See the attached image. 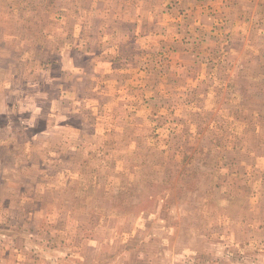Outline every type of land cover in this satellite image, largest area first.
<instances>
[{"label": "rangeland", "instance_id": "obj_1", "mask_svg": "<svg viewBox=\"0 0 264 264\" xmlns=\"http://www.w3.org/2000/svg\"><path fill=\"white\" fill-rule=\"evenodd\" d=\"M120 8L0 0V264H264L263 37L101 69Z\"/></svg>", "mask_w": 264, "mask_h": 264}, {"label": "crops", "instance_id": "obj_2", "mask_svg": "<svg viewBox=\"0 0 264 264\" xmlns=\"http://www.w3.org/2000/svg\"><path fill=\"white\" fill-rule=\"evenodd\" d=\"M70 1L72 0H63V2ZM81 1L86 3L101 2V19L105 21L106 17H109L110 20H118L120 17L118 9L121 10V6L123 9H127L126 5H129L127 11L129 12L131 31L127 34L130 36V42H126L124 45L121 40L123 35L120 31L116 28L114 31L106 28V23L101 24V36H104L103 39H107V42L101 43V69L106 66L112 67L117 62L130 57L131 55L122 57L121 52L134 48L135 42L132 40L140 41L139 49L142 52H148L151 48L162 51V54L164 51L170 53L174 51L175 54L177 53V58L173 59L171 63L178 62L177 64L181 66L186 62L189 63L188 60L194 58L198 53L197 50L201 49L202 45L200 44L203 42L206 31L221 36V39L226 38V35L232 38L241 36L245 48L250 44L248 38L250 35L256 33L259 38L261 36L264 39V0ZM11 15L12 18H16L12 13ZM28 15H18L19 24L27 23ZM182 26L189 30V33L182 29ZM174 27H178V29L176 30ZM171 36L172 38L169 39ZM190 36L193 37L190 38ZM190 39L194 42L188 43L187 41ZM68 49L72 50V48ZM61 59L62 67L66 69L80 66L75 64L71 57ZM168 59L165 65H169L170 60ZM197 59L199 58L195 57L194 60ZM57 65L60 66V64Z\"/></svg>", "mask_w": 264, "mask_h": 264}]
</instances>
